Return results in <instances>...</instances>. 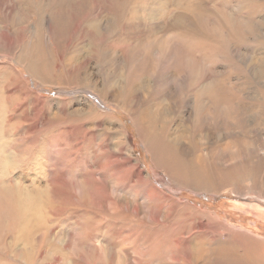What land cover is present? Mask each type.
Instances as JSON below:
<instances>
[{
	"label": "rangeland",
	"instance_id": "obj_1",
	"mask_svg": "<svg viewBox=\"0 0 264 264\" xmlns=\"http://www.w3.org/2000/svg\"><path fill=\"white\" fill-rule=\"evenodd\" d=\"M0 264H264V0H0Z\"/></svg>",
	"mask_w": 264,
	"mask_h": 264
},
{
	"label": "bare ground",
	"instance_id": "obj_2",
	"mask_svg": "<svg viewBox=\"0 0 264 264\" xmlns=\"http://www.w3.org/2000/svg\"><path fill=\"white\" fill-rule=\"evenodd\" d=\"M226 86V85H225ZM222 87V86H221ZM220 87V88H221ZM222 90H223V88H222ZM220 91V90H219ZM225 92H226V90H225ZM221 93V92H220ZM263 93V92H262ZM222 94V93H221ZM210 96V95H209ZM214 96V95H213ZM216 96H218V95H216ZM223 96V95H222ZM145 97V96H144ZM214 98H216V97H214ZM220 97H218V99H219ZM220 99H223V100H228V97L226 96V95H224L222 98H220ZM144 100V99H143ZM142 100V101H143ZM210 100L211 99H209V98H205V99H201L200 101H198V102H200L201 104H202V107H207V106H212V104H211V102H210ZM250 101V100H249ZM146 102H147V100H146ZM148 102H150V101H148ZM151 103V102H150ZM220 103V102H219ZM218 103V104H219ZM228 103H230V102H228ZM145 104V103H144ZM211 104V105H210ZM228 104H224V109H227L228 108ZM145 109V108H144ZM149 110H151V107L148 105L147 106V109H145V111L146 112H148ZM141 113H144L143 112V109H141ZM218 117V116H217ZM142 121L145 123V124H148V125H155V121H160V122H163V123H165L167 126L170 124V121L167 119V118H144V119H142ZM217 122V121H216ZM218 123V122H217ZM170 127V126H169ZM161 128V127H160ZM172 130H171V135H176L177 133H178V131H179V126L178 125H174L173 126V128H171ZM165 130V129H164ZM232 156L234 155V157L233 158H229V161H241V157H239V155H238V152H234L233 154H231ZM228 156H230V154L228 155ZM235 157L236 158H238V159H235ZM233 164V163H232ZM231 164V165H232ZM231 165L229 166V167H225V168H222L223 170H226L227 172H224V173H222V175H219V173H218V175L216 174V173H210L209 172V174L211 175V176H214V177H216L218 180H219V184H223V183H225L226 182V180H227V178H228V174L227 173H232V172H234V170H232V168H231ZM235 166V165H234ZM234 168H236V167H234ZM203 169V168H202ZM210 171V170H209ZM202 172V171H201ZM200 172V170H198V175H202L203 173H201ZM208 172V171H207ZM241 180H240V177L239 176H237V177H235L234 178V182L236 183V184H238V182H240ZM247 182V181H246ZM16 188V202H15V205H16V209H17V212H18V214H19V216H20V218L23 220V221H26V222H28L29 220H30V218H31V216H33V214L35 213V209L33 208V206L31 205V195L28 193H23L22 192V190L21 189H19V186H16L15 187ZM33 194V193H32ZM33 197H34V195H33ZM36 203V202H35ZM37 205V204H36ZM40 215H41V213H40Z\"/></svg>",
	"mask_w": 264,
	"mask_h": 264
}]
</instances>
